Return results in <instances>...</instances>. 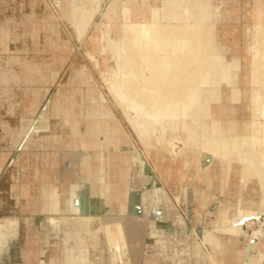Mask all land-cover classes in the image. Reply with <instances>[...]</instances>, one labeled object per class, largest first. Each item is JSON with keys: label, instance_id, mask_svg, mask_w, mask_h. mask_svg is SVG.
Masks as SVG:
<instances>
[{"label": "rangeland", "instance_id": "1", "mask_svg": "<svg viewBox=\"0 0 264 264\" xmlns=\"http://www.w3.org/2000/svg\"><path fill=\"white\" fill-rule=\"evenodd\" d=\"M208 1L217 5L226 0ZM176 2L178 0H145L141 8L146 15L158 9L159 17H163L167 9V12L178 9L173 5ZM233 2L224 6L223 13L228 9V17L215 24L214 43L220 49L228 48L225 60L238 62L237 84L219 87L223 96L232 90L234 95H240V101L234 104L222 101L224 110L216 114L215 119L235 120L241 127L252 117L249 97L254 92L264 95V75L258 74L257 83L253 86H245L246 78L248 80L262 71L260 52L259 55L254 52L255 45L261 44L260 34L253 35V31L264 8V0ZM86 4L96 12L80 33L73 16ZM139 4H142L141 0H135L131 10ZM125 6L126 0H0V264L48 262L49 255L55 252L52 249L57 245L52 230L54 221L63 215H73L45 212L44 205L49 202L48 192H52L59 202L69 200L71 188L82 184V161L76 165V180L61 187L48 182L45 177L44 182L31 189L27 183L32 181L28 171L46 167L43 162L49 158H60V166H65L66 158H70L68 150H77L80 156L87 154L85 159L91 163V176L96 182L92 180L86 185L88 190L97 193L88 197V203L92 202L90 206L101 200L102 186L109 184L108 170L119 162L121 152L126 151L130 156L132 168L122 180V185H127V190L123 188L127 192L122 210H112L108 204L102 206L100 202L102 210L90 207L88 211L91 213L89 216L102 220L94 226L100 230V264H246L251 257L248 239L254 232L261 231L262 243L258 238H252L260 245L253 255L259 262L260 254H264L263 208H260L259 222L249 225L248 220L242 222L241 235L228 232L240 211L257 209L264 202V189L259 180L246 178L242 171H233L232 176L227 174L224 178H215L214 187H206L197 178L208 164L202 160L198 166L194 164L199 158L197 155L187 158L186 147L182 141L177 142L174 131H168L156 149L146 150L122 114L120 107L125 104L137 114L144 113L145 109L148 111V105L152 104V101L144 103L142 97L134 99L147 90L145 86L149 84L144 82V78L149 76V71L136 52L129 49L122 35L126 24L123 16ZM146 22L150 23V19L137 18L135 13H130L129 24ZM167 22L169 20L161 19L160 24L167 26ZM106 27L109 33H106ZM116 50H120L118 54L114 52ZM181 58L191 60L182 74L183 78L197 72L200 64L196 63L195 56L182 55ZM127 61L137 73L133 74L124 64ZM79 74L82 85H74L73 79ZM128 82H131V91L123 100L119 91ZM158 89L161 91L162 112L166 113L173 100L161 86ZM88 90L94 91L95 101L101 111L105 110L107 118L93 119L87 115L91 105L87 99ZM65 92H69L70 105L73 103L74 106L68 116L69 125H64L66 117H63L59 101L60 93ZM55 100L58 117L50 114ZM25 104L35 108H23ZM216 105L212 102L210 106L214 113ZM196 106V103H191L180 119H195L193 111ZM233 107H239V113L233 115ZM49 115H52L50 120L47 119ZM99 123L111 126L116 138L122 136V143L120 141L118 147L109 151L105 148L103 136L97 133L91 140L94 148L88 151L81 149L79 142L88 133L89 126ZM255 136L252 132L241 137L239 149L243 153L264 150L254 140ZM141 161H144L143 165ZM211 168L217 169L215 165ZM14 188L16 195L13 194ZM112 196L115 197V192L110 191L108 200ZM12 223L16 224V237L13 239L9 237ZM120 224L123 230L121 243L126 251L123 263L113 259L109 246L110 233H115L114 229ZM42 237H49V244L38 242ZM59 249L63 254L62 248ZM41 252L44 255L41 256ZM74 261V258L70 259L71 263L62 258L59 260L62 264H80ZM85 261L89 264V260Z\"/></svg>", "mask_w": 264, "mask_h": 264}, {"label": "bare ground", "instance_id": "2", "mask_svg": "<svg viewBox=\"0 0 264 264\" xmlns=\"http://www.w3.org/2000/svg\"><path fill=\"white\" fill-rule=\"evenodd\" d=\"M134 1L135 0H126V6L123 9V16L126 24L123 26L121 32L124 39H126V44L129 49L136 52L137 57L143 62L145 69L149 71V76L144 78V82L149 84L145 86L147 89L145 91L146 93L144 92L145 94L143 93L141 96L140 94L136 95L134 99L138 100L142 97L144 98V103L145 101H152V104L148 105L146 102L147 104H145V106L147 107L148 105V111H146L143 105L145 112L142 114L135 113L134 109L127 104L120 108L124 117L135 130L141 143L145 146L146 150H154L156 149V145H159L165 140L168 131H174L178 137L177 142L182 141L183 145L186 147V153L188 154L186 157L191 159L195 155L199 156L197 160L195 159V162L193 159L194 164L196 163L198 166L201 160L203 163L204 156L210 158L208 165L202 168L197 178L202 181V183H205L206 187H214L216 185L215 178H224L227 174L232 176L233 171H237V173L242 171L243 175L246 173V178H257L261 187L264 189V150H253L250 153H243L239 149L241 137L248 136L252 132L256 134L254 137L256 143H258L260 147L261 145L264 147V95L259 92H254L251 97H249L250 107L253 111L252 117L249 122L244 123L241 127L235 120L222 121L215 119L216 114L218 115L224 110L221 105L222 101L231 104L240 101V95H234L232 90H229L227 96H223L222 88L219 87L223 84L235 86L238 80V62L225 60L224 55L227 54L228 48L224 46L220 49L214 43L215 24L221 20L223 21V14H225L223 12L225 11L226 5L229 4L228 1L226 0L222 4L214 5L208 0H178V2L173 4L174 7L178 9L173 12H167V9L166 12H163V17H159L158 9H153L146 15V11L141 8L145 0H141L142 4H139L140 6L138 7L135 6L136 8L132 11L131 7L134 6ZM95 12L94 8H91L90 5L87 4L83 9L76 10L75 16L73 17L76 22V29L80 33L88 26ZM130 13H135V17L137 18H149L150 23L147 24L146 22L140 25L129 24L128 20L130 19ZM161 19L169 20V22H167L169 26L160 24ZM263 19L264 8L260 13L258 23L253 31V35H257V33L260 34V43H263L262 46L260 44V46L255 45L254 47V52L256 51L258 55L260 52L262 71L253 74L252 78L248 80L246 78L245 86L246 84L253 86L257 83L256 77H258V74L264 75V73H262L264 71ZM172 23H174L175 26L172 25ZM106 33H109L108 27H106ZM119 51L120 50H116L114 52L118 54ZM182 55H193L196 57V63L198 62L200 64L197 72L185 78L182 77V74L191 64V60L189 58H181ZM124 64L129 66V61ZM248 65L249 67L252 66V64ZM129 67L133 74L137 73L135 67ZM76 77L80 78L81 74ZM234 80L236 83H234ZM160 86L164 89V93L173 100L172 105L168 108L166 113L162 112L163 109L160 100L161 91L158 89ZM129 91H131V82H128V84L119 91L123 100L128 98L127 94ZM68 93L58 94L60 96L58 97L60 98L59 101L63 117H66L64 119V125H69L68 116L71 114L70 112L74 107L73 103L70 105L71 97ZM92 93L91 90H88L87 99L90 100L91 105L87 110V115L93 119L94 117H100L102 119L107 118L108 115L105 110L101 111L99 105L94 104ZM193 102L197 104V108L194 111L192 110L195 113V119H188L186 121L181 120L182 114L188 110ZM212 102L217 104L215 113L210 110ZM29 108L33 109L35 106H30ZM233 108V115L239 113V107ZM192 109H194V107ZM163 114L165 115L163 116ZM260 119H263V121ZM74 131L76 132L75 129ZM113 131L115 130H113L111 126L101 125V123L97 125L92 124L87 129L88 133L81 138L79 146L85 151L93 149L94 147L91 141L93 139L92 136L94 137V135L98 133L100 136H103L105 148L111 151V149L116 146L118 147L119 142L121 141L120 143H122L123 139L122 136L120 137L121 139L118 137L116 138ZM86 156L87 154H84L82 159L80 177L82 184H75V186L71 188L68 201L61 200L59 202V200L53 197L52 192H48L49 202L44 205L46 209L45 212L55 211L65 214L67 211V214L78 212L83 214L88 212L90 207L94 210H102L100 202L102 206L108 204L112 210L116 211L122 210V207L125 206L124 199L126 198L127 185H124V183L122 185V182L125 180H123V178L126 176V172L130 171V168H132L128 153H126V151L124 153L121 152L120 157H118L120 158V160H118L119 162H117L113 168H109V184L105 183V185L102 186L100 193L101 200L98 201V204L97 202L95 204L93 202L91 206L90 204H92V202L89 201L88 203V195L95 196L97 192L91 191L90 189L88 190L86 184H88L89 181L92 182V180L96 182V180L91 176V163L88 162L89 160L85 159L88 158V156ZM157 159L159 160V158ZM143 164L144 161L142 162V165ZM213 165H215L217 169L211 168ZM141 171H143V169H141ZM236 175L238 176V174ZM207 177L209 178L207 179ZM120 182L121 185L119 184ZM123 188H126V190ZM110 191L115 192V197L112 196L108 200L107 195ZM260 208H263L262 211L264 212V202L260 204L257 209L240 211L233 220V223L230 224L228 232L239 236L242 234L243 226L241 224L244 220H248L247 225L259 222L258 220L262 215ZM81 214H72V217H65L63 215L55 219L52 228L57 244L55 247H52L55 252L49 255L48 262L43 261L39 263L35 261L34 264H62L59 262L61 258L65 259L66 263H71L70 259L74 258L75 261H78L80 264H86L85 260H89V264H100L98 252V233L100 230H97V228L95 229L94 226L96 222L102 220L94 218V215V217H91L89 215L82 216ZM251 219H254V221ZM15 226L16 224L12 223V227L10 228L12 233L10 231L11 236H9L11 239L16 237ZM114 230L115 233L111 232L109 236V246L112 251L113 259L123 263L126 251L124 245L121 243L123 234L122 225H118ZM48 236L50 237V235ZM49 237L48 239L47 237L46 239L42 237L40 240L38 239V242H48V240H50ZM249 238L251 257L247 263H245L260 264V262L264 261V254H260L259 262L254 259L253 255L259 243H262L261 231L254 232ZM252 238H258L259 243L254 242ZM32 241H34V239ZM211 241H214V239ZM46 244H49V242ZM6 247L7 246H4V248ZM59 248H62L63 254H60ZM40 255H44V252H41Z\"/></svg>", "mask_w": 264, "mask_h": 264}, {"label": "crops", "instance_id": "3", "mask_svg": "<svg viewBox=\"0 0 264 264\" xmlns=\"http://www.w3.org/2000/svg\"><path fill=\"white\" fill-rule=\"evenodd\" d=\"M227 1H228V3L230 5H231V2L232 3L235 2V1L233 2V0H227ZM226 10H227V12L225 13L224 20L230 14L229 10L228 9H226ZM73 80L75 81V82H73L74 85H79L80 84L79 78L75 77ZM92 99H93L94 104H98L95 101V98H94L93 95H92ZM56 101L57 100H55V103L52 105V108H51V111H50V114H53V116H57V114L59 112L58 111V107H57L58 104L56 103ZM27 106H29V105L25 104L23 108H28L29 109V107H27ZM50 116H52V115H49V117L47 118L48 120H50ZM28 144H29V142H28ZM68 151H70V153H69V157L70 158H66L67 162H66L65 166H62V167L60 166L61 165L60 158H49V159H47L46 162H43L44 163L43 165L46 166V167L42 166V168L38 167V169H35L34 171H30V172L28 171L32 181H30V183L29 182H27V183L30 184L31 189L33 187H35V186H38L43 181V179L45 177L48 178V182L54 184L57 187L58 186L59 187L66 186V185L72 184V182H74L76 180V178H77V169H78V166L76 167V165H78V163L82 161L83 156H80V154H78L77 150H68ZM13 192H14L13 194H15V195L17 194L16 188H14ZM88 197H89V195H88ZM35 208H37V207H35ZM28 209H32V208H28ZM66 213H68V212L66 211ZM69 214H73V215L78 214V215H80L81 213L78 212V213H69ZM83 214L88 215V214H91V213L86 212V213H83Z\"/></svg>", "mask_w": 264, "mask_h": 264}, {"label": "water", "instance_id": "4", "mask_svg": "<svg viewBox=\"0 0 264 264\" xmlns=\"http://www.w3.org/2000/svg\"><path fill=\"white\" fill-rule=\"evenodd\" d=\"M209 161H210V158L208 156H206V158L203 159V163H207L208 164Z\"/></svg>", "mask_w": 264, "mask_h": 264}]
</instances>
